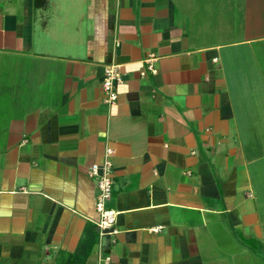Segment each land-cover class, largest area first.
<instances>
[{"label":"crops","instance_id":"crops-1","mask_svg":"<svg viewBox=\"0 0 264 264\" xmlns=\"http://www.w3.org/2000/svg\"><path fill=\"white\" fill-rule=\"evenodd\" d=\"M263 239L264 0H0V264H253Z\"/></svg>","mask_w":264,"mask_h":264},{"label":"built area","instance_id":"built-area-1","mask_svg":"<svg viewBox=\"0 0 264 264\" xmlns=\"http://www.w3.org/2000/svg\"><path fill=\"white\" fill-rule=\"evenodd\" d=\"M149 61H151V59L147 60V62ZM149 69L152 71L150 66ZM122 80V73L118 65L110 64L104 67L101 89L105 96L106 103L113 105L117 102L118 94L116 87ZM112 155L113 151L107 148L104 152L102 163L93 164L88 172L89 176L95 180L98 190L95 208L99 215V220L96 225L100 235L117 233L114 227L119 213L107 207V202L111 198L114 186L113 164L111 161ZM159 229L160 228H154L151 231L157 232Z\"/></svg>","mask_w":264,"mask_h":264},{"label":"rangeland","instance_id":"rangeland-1","mask_svg":"<svg viewBox=\"0 0 264 264\" xmlns=\"http://www.w3.org/2000/svg\"><path fill=\"white\" fill-rule=\"evenodd\" d=\"M253 264H264V239L260 243L259 250L255 255Z\"/></svg>","mask_w":264,"mask_h":264}]
</instances>
